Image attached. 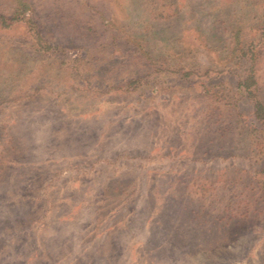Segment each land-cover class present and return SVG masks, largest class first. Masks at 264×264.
<instances>
[{
  "label": "rangeland",
  "instance_id": "rangeland-1",
  "mask_svg": "<svg viewBox=\"0 0 264 264\" xmlns=\"http://www.w3.org/2000/svg\"><path fill=\"white\" fill-rule=\"evenodd\" d=\"M19 3L0 23V264H264V144L233 53L237 31L255 44L264 103V0L0 14Z\"/></svg>",
  "mask_w": 264,
  "mask_h": 264
},
{
  "label": "trees",
  "instance_id": "trees-1",
  "mask_svg": "<svg viewBox=\"0 0 264 264\" xmlns=\"http://www.w3.org/2000/svg\"><path fill=\"white\" fill-rule=\"evenodd\" d=\"M28 11L27 6L25 4L19 3L18 9H16L11 17H5L4 15L0 14V23L2 25L9 26L14 22H17L20 19V17H23L26 12ZM27 23L31 28H35L36 25L32 22L30 19H26ZM37 34V40L40 44H43L42 37L39 33V31H35ZM264 37V33H263ZM234 44L235 47L233 48V53L240 54V57H245L247 66L249 63L251 64L246 69V77L244 79H241L238 85V91L240 94H245V98H249V100L253 103L254 111L253 116L254 119L258 122L260 125V132H261V140L264 144V103L258 98L257 92H256V77L254 72V60L252 54H254V43H251L250 45H245L242 42V38L240 37L239 31H237L234 34ZM242 46V48H240ZM251 55L252 57H249ZM238 57V58H240ZM252 60V61H251ZM253 62V63H252ZM262 172L264 173V167Z\"/></svg>",
  "mask_w": 264,
  "mask_h": 264
}]
</instances>
